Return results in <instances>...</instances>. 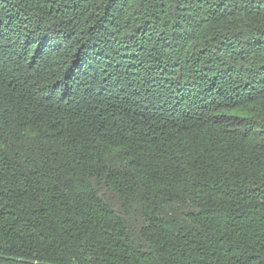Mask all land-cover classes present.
<instances>
[{
  "label": "trees",
  "instance_id": "trees-1",
  "mask_svg": "<svg viewBox=\"0 0 264 264\" xmlns=\"http://www.w3.org/2000/svg\"><path fill=\"white\" fill-rule=\"evenodd\" d=\"M0 264H264V0H0Z\"/></svg>",
  "mask_w": 264,
  "mask_h": 264
},
{
  "label": "rangeland",
  "instance_id": "rangeland-1",
  "mask_svg": "<svg viewBox=\"0 0 264 264\" xmlns=\"http://www.w3.org/2000/svg\"><path fill=\"white\" fill-rule=\"evenodd\" d=\"M129 79H136V78H133V76L130 78L129 77ZM120 83H122L123 85H119V86H126L127 84H126V82H120Z\"/></svg>",
  "mask_w": 264,
  "mask_h": 264
}]
</instances>
